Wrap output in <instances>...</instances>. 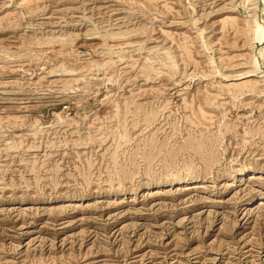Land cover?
<instances>
[{"label":"rangeland","instance_id":"rangeland-1","mask_svg":"<svg viewBox=\"0 0 264 264\" xmlns=\"http://www.w3.org/2000/svg\"><path fill=\"white\" fill-rule=\"evenodd\" d=\"M258 25L264 0H0V264H264Z\"/></svg>","mask_w":264,"mask_h":264},{"label":"bare ground","instance_id":"bare-ground-1","mask_svg":"<svg viewBox=\"0 0 264 264\" xmlns=\"http://www.w3.org/2000/svg\"><path fill=\"white\" fill-rule=\"evenodd\" d=\"M262 26V25H261ZM261 26H257L256 28H255V26H254V30L255 31H253V38H255V41L257 42V43H261V42H263V40H264V31H263V28L261 27ZM252 33V32H251ZM255 36V37H254ZM257 45V44H256ZM255 65V64H254ZM261 69V68H260ZM258 70H259V68H258ZM261 72H262V74L264 75V72L262 71V69H261ZM258 73H260V72H258ZM261 73H260V75H262ZM263 75H262V77H263ZM263 81V80H262Z\"/></svg>","mask_w":264,"mask_h":264},{"label":"water","instance_id":"water-1","mask_svg":"<svg viewBox=\"0 0 264 264\" xmlns=\"http://www.w3.org/2000/svg\"><path fill=\"white\" fill-rule=\"evenodd\" d=\"M264 72V70H262Z\"/></svg>","mask_w":264,"mask_h":264}]
</instances>
